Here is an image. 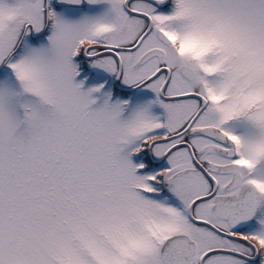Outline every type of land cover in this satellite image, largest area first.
Masks as SVG:
<instances>
[{
  "label": "snow or ice",
  "instance_id": "obj_1",
  "mask_svg": "<svg viewBox=\"0 0 264 264\" xmlns=\"http://www.w3.org/2000/svg\"><path fill=\"white\" fill-rule=\"evenodd\" d=\"M0 264H264V0H0Z\"/></svg>",
  "mask_w": 264,
  "mask_h": 264
}]
</instances>
